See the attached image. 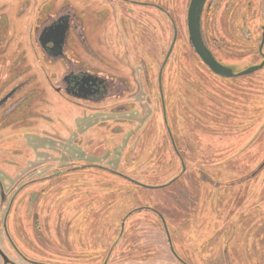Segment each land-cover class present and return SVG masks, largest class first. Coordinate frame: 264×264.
<instances>
[{"label":"rangeland","instance_id":"rangeland-1","mask_svg":"<svg viewBox=\"0 0 264 264\" xmlns=\"http://www.w3.org/2000/svg\"><path fill=\"white\" fill-rule=\"evenodd\" d=\"M101 1L103 12L86 11L108 21ZM186 4H172L167 103L156 99V79L170 26L136 0L126 6L127 33L110 23L113 40L89 39L97 69L123 89L117 97L82 108L50 102L44 119L8 131L0 174L22 178L0 184V254L17 264H264V67L231 78L203 69L188 42ZM257 4L246 13L259 25ZM228 14L220 6L206 16L205 39L241 71L259 59Z\"/></svg>","mask_w":264,"mask_h":264},{"label":"flooded vegetation","instance_id":"flooded-vegetation-1","mask_svg":"<svg viewBox=\"0 0 264 264\" xmlns=\"http://www.w3.org/2000/svg\"><path fill=\"white\" fill-rule=\"evenodd\" d=\"M76 1L80 0H26L22 1V4L16 9L9 4L10 2L8 4L0 3V147L6 146V144L10 145L7 142L10 136L8 131L22 130L24 126L33 124L34 118L44 119V110L50 102L62 106V108L66 106V103L74 108H82L83 102H102L117 97V94L123 90L113 81L110 75L97 69L96 65L99 57L89 39L105 37L113 40L114 32L113 28L111 29L108 25L110 23L120 22L119 24L125 27L122 30L126 32V23H128L124 19L126 16L124 14L128 9L126 6L136 2V0H104L109 2L112 12L108 21L106 20L108 16L106 18L95 17L93 13L86 11V8H89L96 13L103 12V7H100L102 6L100 5L101 0H89L88 2L85 0L84 4H86H83L84 6H80L81 4H77ZM137 1L144 9L146 7L156 11L161 16L163 15L170 26V32L172 33L170 44L157 71L156 79L157 89L160 90V94L157 90L158 97L156 99L159 101L164 96L166 98L164 101L167 103L168 98L164 94L161 95L165 92L162 86V72L176 45L177 26L172 11L175 8L172 4L176 0ZM253 3H258L257 6L260 9L264 8V0H200L196 9L200 20L201 38L205 47L219 63L227 66L209 47L205 39L207 31L203 28L204 23H206V16L210 12H214V9L220 8V6L223 8L229 6L228 15L232 21L234 20L232 22L234 30L240 32L244 44L254 46L251 50H255L254 53L259 59L254 64L262 61L264 42L261 49H259V46L264 19L258 25L257 22L260 20L256 12L250 10V15L246 13ZM189 4L190 0H187L185 19L187 18ZM242 10L245 12L244 15L241 13ZM91 14L94 16L92 17L94 20L89 18L92 16ZM89 19L93 22L89 23ZM103 20L107 22L103 23ZM87 22L89 26L86 29ZM255 22L257 24L256 28ZM254 31L258 35L254 33L252 36L251 33ZM144 37L145 32L143 31L141 39ZM187 38L191 49L197 56L189 40L188 30ZM82 56L90 57L92 59L91 63L87 64ZM197 58L202 63L203 69L214 76L223 77L214 74L198 56ZM82 78L86 80L85 87L81 86ZM116 109V112L125 111V107ZM170 109V115L175 116L177 111L174 105ZM19 126H21V129H18ZM4 167L11 170L15 169L14 165L12 167L4 165ZM255 173H257V170ZM5 178H8V181L15 182L21 179L22 175L18 176L14 173L10 176L7 173H1V185L6 181ZM0 194V203H3L5 194L3 195V191ZM5 257L8 259L6 264H17L6 255ZM0 258L5 264L1 254Z\"/></svg>","mask_w":264,"mask_h":264},{"label":"water","instance_id":"water-1","mask_svg":"<svg viewBox=\"0 0 264 264\" xmlns=\"http://www.w3.org/2000/svg\"><path fill=\"white\" fill-rule=\"evenodd\" d=\"M200 0H190V4L187 10V30L189 40L191 45L197 54V56L201 59V61L209 67V69L216 75L223 76V77H237L242 75H247L253 73L261 69L264 66V56L260 63L251 65L246 69L241 71H235L233 68L225 66L219 63L213 56V54L205 47L201 34H200V25H199V15L197 13V7L199 5ZM264 42V26L262 27V34H261V42L259 49ZM86 80L84 78L81 79V86L85 87ZM4 259V263L8 262V259L5 257L4 254H1Z\"/></svg>","mask_w":264,"mask_h":264}]
</instances>
